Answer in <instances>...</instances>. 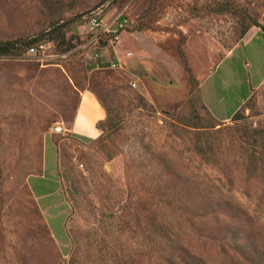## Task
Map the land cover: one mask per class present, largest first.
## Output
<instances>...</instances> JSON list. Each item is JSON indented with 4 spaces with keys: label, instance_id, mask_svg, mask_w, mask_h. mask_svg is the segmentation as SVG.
Returning a JSON list of instances; mask_svg holds the SVG:
<instances>
[{
    "label": "rangeland",
    "instance_id": "1",
    "mask_svg": "<svg viewBox=\"0 0 264 264\" xmlns=\"http://www.w3.org/2000/svg\"><path fill=\"white\" fill-rule=\"evenodd\" d=\"M243 8L262 20L249 0H0V41L79 35L0 57V264H264V34L240 37ZM99 10L127 27L92 40ZM84 88L95 140L69 132Z\"/></svg>",
    "mask_w": 264,
    "mask_h": 264
},
{
    "label": "trees",
    "instance_id": "2",
    "mask_svg": "<svg viewBox=\"0 0 264 264\" xmlns=\"http://www.w3.org/2000/svg\"><path fill=\"white\" fill-rule=\"evenodd\" d=\"M249 2L250 3L257 2L260 4H264V0H249ZM232 10L233 13L238 12V8L236 7L235 3L232 5ZM242 14L244 15V17L241 18V20L239 21L241 38L245 36L248 33V31L253 27H259L264 31V24H263L264 16L262 20H260L259 17L250 15L246 9L243 10ZM70 23L71 22L56 23L50 27L49 31L45 33L42 32L40 36L34 39L0 41V57H20L25 53H27L31 47L38 46L42 42L43 43L52 42L53 47L58 52L61 53L69 52L77 47V43L75 41L79 40V35L76 32V30L74 28L73 29L68 28V25ZM68 32H72L71 35H68ZM184 64L187 72L189 73L191 84L193 85V87L198 88L197 80L193 77L189 67L186 65V62H184ZM83 90H87V89L84 88ZM98 102L106 111L105 106L101 101H99V99ZM232 118L238 119V115L234 114ZM106 119L107 118L97 123V127L102 131V134L105 132L103 124L106 123ZM180 260H182L183 264H205L201 261L200 258H196V257L191 258L190 256L189 258L180 257ZM174 262L175 263L172 264H178V263L182 264L179 260L177 261L174 260Z\"/></svg>",
    "mask_w": 264,
    "mask_h": 264
},
{
    "label": "crops",
    "instance_id": "3",
    "mask_svg": "<svg viewBox=\"0 0 264 264\" xmlns=\"http://www.w3.org/2000/svg\"><path fill=\"white\" fill-rule=\"evenodd\" d=\"M251 33L254 35L256 33L264 34V31L259 27H253L248 31L245 37ZM262 81H264V79ZM248 98L249 96L246 99ZM105 118L106 112L94 94L88 90H83L80 92L78 108L75 112L69 132L85 139H98L101 136L102 131L97 127V123L103 121ZM227 120L228 119H222L221 121ZM44 195L36 196V198L43 197Z\"/></svg>",
    "mask_w": 264,
    "mask_h": 264
},
{
    "label": "built area",
    "instance_id": "4",
    "mask_svg": "<svg viewBox=\"0 0 264 264\" xmlns=\"http://www.w3.org/2000/svg\"><path fill=\"white\" fill-rule=\"evenodd\" d=\"M89 24L91 25L92 29L94 31H96V35L94 36V38L92 40H96L99 38V36L101 34H105V33H112L114 36H117L118 33L123 30L125 27H127V22L128 19L127 18H116L114 22H112L111 24H104L102 21V11H91L89 13ZM45 45H48L51 47L53 46L52 42H47L45 44H40L38 46H33L29 49V51L27 52L29 55L32 56H38L40 52H43L42 50L44 49ZM118 65V63H112L111 67L112 68H116ZM64 127L61 123H57L54 127H53V131L54 133H63L64 132Z\"/></svg>",
    "mask_w": 264,
    "mask_h": 264
}]
</instances>
